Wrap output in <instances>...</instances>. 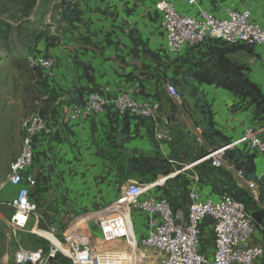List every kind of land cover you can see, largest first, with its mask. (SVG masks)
Instances as JSON below:
<instances>
[{"label":"crops","instance_id":"obj_1","mask_svg":"<svg viewBox=\"0 0 264 264\" xmlns=\"http://www.w3.org/2000/svg\"><path fill=\"white\" fill-rule=\"evenodd\" d=\"M160 1L164 0H79L74 21L62 24L56 45L40 46L38 56L57 61L51 84L57 100L49 115L54 134L38 137L35 144L30 173L39 180L35 190L40 218L30 219L29 232L19 239L22 244L23 239L25 244L38 237L35 230L56 227L59 237L73 233L99 250L121 248L122 240L105 241L102 221L117 210L129 184L141 183L144 177L132 169V160L143 156L162 160L169 174L156 170L151 182L157 186L140 200L167 196L175 209H187L192 191L202 201H219L229 193L264 220V158L242 140L247 129L264 128V112L251 97L211 82L214 74H223L227 59L242 67L264 94V46L251 49L208 41L172 54L155 9ZM166 1L190 15L206 10L223 17L227 8L250 10L254 21L264 26V0H197L193 6L187 0ZM168 85L176 86L181 101L169 95ZM129 90L139 103H160L152 120L122 117L110 104L86 120L69 121L72 105L89 93L114 101ZM206 131L211 140L204 136ZM155 132L166 139L156 141ZM218 146L232 152L234 159L228 158L234 167L226 162L216 167L204 160ZM248 156L253 160L252 176L237 165L236 159L242 162ZM19 189L10 186L2 196L13 200ZM0 215L4 222L9 219ZM130 218L135 240L140 241L148 232V218L137 210ZM199 228V253L212 257L215 222L206 218ZM251 244L264 247L261 228H255ZM39 245L48 247L43 240ZM60 263L70 264L62 258L52 262ZM255 264H264V255Z\"/></svg>","mask_w":264,"mask_h":264},{"label":"built area","instance_id":"obj_2","mask_svg":"<svg viewBox=\"0 0 264 264\" xmlns=\"http://www.w3.org/2000/svg\"><path fill=\"white\" fill-rule=\"evenodd\" d=\"M78 1L66 0L72 6H76ZM187 3L193 6L197 0H187ZM155 9L161 14L167 48L172 54H181L208 41L251 49L264 46V26L254 21L250 10L227 8L223 17H216L206 10L190 15L166 0L158 2ZM56 63V59L50 56H34L30 59V67L40 69L50 86ZM132 91L119 95L114 101L98 92L89 93L80 104L72 105L69 121L86 120L103 112L110 104H114L122 117L152 120L160 109V103H139L131 97ZM167 91L173 99L180 100L175 85H168ZM21 131L20 152L11 164L9 177L10 186L20 189L11 202L13 213L6 221L7 235L17 244L14 264H52L60 258L70 264H255L264 255L263 246L251 244L255 228L264 231V220L256 224L242 200L225 193L219 201H202L199 194L192 191L187 196L188 208L175 209L167 196L140 200L157 186L152 182L129 184L125 195L118 202L117 210L107 213L102 221L105 241H123V246L116 250L120 255L116 259H109L106 250L97 249L73 233L66 232L59 237L56 227L44 234H37L48 245L47 248L30 250L23 247L19 240L21 234L29 232L27 229L31 218L36 221L40 218L39 205L32 199L38 180L30 173L35 163V144L40 136H53L54 129L50 118L36 112L22 121ZM154 138L158 142L166 139L159 132H155ZM242 140L250 150L264 158V128L247 129ZM226 152V147H215L204 160L213 161L216 167H222L225 165L223 157ZM238 175L244 177L245 172L239 171ZM132 210L143 212L148 218V232L140 241L135 240L130 218ZM206 218H212L215 222V252L212 257L199 253V224ZM124 249L130 251L126 257L121 254ZM149 251L152 253L148 254Z\"/></svg>","mask_w":264,"mask_h":264},{"label":"rangeland","instance_id":"obj_3","mask_svg":"<svg viewBox=\"0 0 264 264\" xmlns=\"http://www.w3.org/2000/svg\"><path fill=\"white\" fill-rule=\"evenodd\" d=\"M64 1L0 0V213L7 218L13 212L12 197L2 194L10 187L11 164L20 152L22 121L38 109L50 115L49 104L40 102L44 83L30 67V59L38 56L47 39L59 34L62 16L67 15ZM2 219L0 215V264H14L17 244L7 235L8 227ZM41 240L33 236L24 244L23 239V247L41 249ZM116 250H106L107 257H119ZM129 252L124 249L121 254L126 257Z\"/></svg>","mask_w":264,"mask_h":264},{"label":"trees","instance_id":"obj_4","mask_svg":"<svg viewBox=\"0 0 264 264\" xmlns=\"http://www.w3.org/2000/svg\"><path fill=\"white\" fill-rule=\"evenodd\" d=\"M64 9L67 12L66 17L62 16L61 22L63 23H70L74 21V9L75 7L67 4L66 0L64 1ZM61 30V29H60ZM57 34V33H56ZM45 46L47 48L53 47L58 42V37L55 35L54 37H50L46 40ZM234 47V46H231ZM241 47V46H240ZM223 74L217 75L214 74L211 77V82L214 84H217L219 86H222L227 89L234 90L241 95L249 96L252 98L253 102L258 106L259 109H261L264 112V94L259 88V86L254 83L244 72V69L240 66H235L231 64L227 59L223 60ZM35 72L39 73V75L42 78V81L45 86V92L40 97V102L49 104L51 107L50 110L54 107V103L57 100V97L54 96L53 91L51 89L50 84L44 79L43 72L40 69H33ZM81 91V90H78ZM77 92V91H76ZM72 95H75V91L72 93ZM48 97L47 99H44V97ZM81 98V97H80ZM80 100V99H79ZM38 113H41L42 115L46 117H50L49 115H46L44 110L38 109ZM129 117V116H127ZM204 136L211 140V135L207 131L203 133ZM226 156L231 157L234 159V156L232 152L227 151ZM238 162V166H244L247 172V175L252 176L254 174V166H253V160L251 156L246 157V159L242 162H240L238 159H236ZM132 169L135 171H139L140 174L144 177L141 181V183H151V181L155 180L157 178L156 170L160 169L163 174L168 175L169 171L165 169V163L162 162V160L156 158V157H140V158H134L132 160ZM146 175L150 176L147 177ZM38 180V178H37ZM39 181V180H38ZM38 191H33L32 199L38 203L37 198ZM239 200V199H238ZM244 202V201H243ZM253 219L256 222V224H260L262 222V217L252 214Z\"/></svg>","mask_w":264,"mask_h":264},{"label":"water","instance_id":"obj_5","mask_svg":"<svg viewBox=\"0 0 264 264\" xmlns=\"http://www.w3.org/2000/svg\"><path fill=\"white\" fill-rule=\"evenodd\" d=\"M179 101H181V99H180ZM191 118H192V116H191ZM223 160H224L229 166H233V167H234V164L229 160L228 156L225 155V156L223 157Z\"/></svg>","mask_w":264,"mask_h":264},{"label":"bare ground","instance_id":"obj_6","mask_svg":"<svg viewBox=\"0 0 264 264\" xmlns=\"http://www.w3.org/2000/svg\"><path fill=\"white\" fill-rule=\"evenodd\" d=\"M35 233H37V234H44V232L43 231H38V230H35L34 231ZM55 241V243L57 244V245H59L60 246V244L58 243V241H56V240H54Z\"/></svg>","mask_w":264,"mask_h":264}]
</instances>
